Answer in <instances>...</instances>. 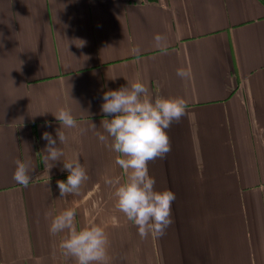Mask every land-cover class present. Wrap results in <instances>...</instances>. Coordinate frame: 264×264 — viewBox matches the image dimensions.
<instances>
[{"label": "crops", "instance_id": "0c3cea01", "mask_svg": "<svg viewBox=\"0 0 264 264\" xmlns=\"http://www.w3.org/2000/svg\"><path fill=\"white\" fill-rule=\"evenodd\" d=\"M136 80L153 100L187 103L166 130L171 151L148 164L155 188L176 196L160 237L141 238L117 209L105 178L126 176L96 135H107L103 93ZM60 107L77 122L62 159L78 154L88 175L64 199L68 172L48 170L42 138L59 146ZM17 159L30 164L27 187ZM69 208L78 230L104 228L107 264H264V0H0V264H76L59 247L67 232L49 233Z\"/></svg>", "mask_w": 264, "mask_h": 264}, {"label": "clouds", "instance_id": "9594fccd", "mask_svg": "<svg viewBox=\"0 0 264 264\" xmlns=\"http://www.w3.org/2000/svg\"><path fill=\"white\" fill-rule=\"evenodd\" d=\"M154 39L159 47L164 38L157 34ZM132 51L137 53L139 48L134 47ZM176 75L187 79L191 72L181 67L177 69ZM103 101L101 111L106 115L101 121V127L107 135L100 132L96 135L110 151L116 153L114 163L126 176L123 182L120 177H106L105 183L115 188L117 209L137 227L141 238L150 234L163 236L173 223L172 203L176 196L169 189L155 188L156 180L150 176L148 164L165 158L171 151V140L166 130L173 122H179L185 117L187 103L182 97L158 96L153 100L148 88L140 80L127 82V86L116 90L105 91ZM52 115L60 124L55 130L59 146L57 139L45 131L42 134V138L47 141L45 160L49 162L48 170L55 162L61 161V170L68 172L66 181H57L60 197L64 199L70 194H78L81 185L88 180V175L78 154L71 159H62L64 151L61 145L68 142L63 129L77 127L71 111L60 107ZM92 128H96L93 123ZM15 165L14 181L27 187L32 179L30 164L17 159ZM75 217V210L69 208L56 215L50 223L51 235L67 232L59 245L62 254L73 258L76 264H107L109 240L104 228L90 225L78 230Z\"/></svg>", "mask_w": 264, "mask_h": 264}, {"label": "rangeland", "instance_id": "374dc122", "mask_svg": "<svg viewBox=\"0 0 264 264\" xmlns=\"http://www.w3.org/2000/svg\"><path fill=\"white\" fill-rule=\"evenodd\" d=\"M164 238V237H163ZM168 241V238L167 239H165L164 241H163V259H165V260H168L169 259V248H168V246L166 245V242ZM180 244V243H179ZM179 248H180V246H179ZM179 257V256H178ZM180 261V258H178V261L177 262H179ZM185 263V262H184ZM179 264V263H178Z\"/></svg>", "mask_w": 264, "mask_h": 264}]
</instances>
